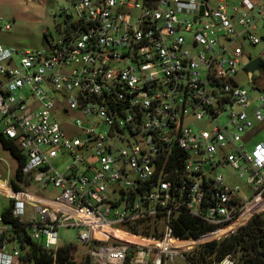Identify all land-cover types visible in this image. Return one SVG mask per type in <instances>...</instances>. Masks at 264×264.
Returning <instances> with one entry per match:
<instances>
[{"label": "built area", "instance_id": "obj_1", "mask_svg": "<svg viewBox=\"0 0 264 264\" xmlns=\"http://www.w3.org/2000/svg\"><path fill=\"white\" fill-rule=\"evenodd\" d=\"M65 2L42 49L0 44V132L24 153L0 177V264H34L30 242L52 264L63 244L87 264H241L207 246L264 210V72L243 69L264 0Z\"/></svg>", "mask_w": 264, "mask_h": 264}, {"label": "rangeland", "instance_id": "obj_2", "mask_svg": "<svg viewBox=\"0 0 264 264\" xmlns=\"http://www.w3.org/2000/svg\"><path fill=\"white\" fill-rule=\"evenodd\" d=\"M65 4V0H0V25L4 22L11 23V27L8 30L0 29V44L16 49H42L46 44L44 37L51 41L57 36L55 26L60 17L53 15V13L57 11L59 6ZM244 47L245 53H250L253 57H256L264 52V41H260L255 45L245 44ZM238 77L242 78L243 74L238 73ZM243 84L247 86L246 82ZM69 113L71 116L76 114L74 110H70ZM57 117L62 118L59 113ZM192 124L206 127L208 122L193 120ZM1 128L2 121L0 119ZM68 162L69 157L66 156L55 163H58L56 165L57 169L62 170ZM15 167L16 160L0 144V177L3 180H9L14 173ZM217 172L228 176L234 174V171L229 167L219 168ZM30 189L46 196H53L58 191V188L51 183L45 189H41L39 184L33 183ZM6 202L7 200L0 196V205L3 206ZM24 208L27 210L28 205L25 204ZM76 232L77 230L74 227L60 226L58 228L59 240L75 241ZM175 262L176 264H186L179 258H176Z\"/></svg>", "mask_w": 264, "mask_h": 264}, {"label": "trees", "instance_id": "obj_3", "mask_svg": "<svg viewBox=\"0 0 264 264\" xmlns=\"http://www.w3.org/2000/svg\"><path fill=\"white\" fill-rule=\"evenodd\" d=\"M0 144L16 160L14 173L10 178H20V168L24 162V153L16 144L0 132ZM182 226L177 229L179 236H196L197 222L186 215H181ZM200 228V227H199ZM73 245L63 244L57 250L55 264H87L86 260L72 261ZM207 249L213 252L216 258H222L227 253H236L241 264H264V210L253 214L244 224L237 227L234 232L229 233L220 240H212ZM29 256L34 264H52V258L48 251L42 250L34 242H30Z\"/></svg>", "mask_w": 264, "mask_h": 264}, {"label": "water", "instance_id": "obj_4", "mask_svg": "<svg viewBox=\"0 0 264 264\" xmlns=\"http://www.w3.org/2000/svg\"><path fill=\"white\" fill-rule=\"evenodd\" d=\"M244 70H247V74L250 77L251 75L257 76L259 69H264V60L260 56H256L250 61H248L244 66Z\"/></svg>", "mask_w": 264, "mask_h": 264}, {"label": "flooded vegetation", "instance_id": "obj_5", "mask_svg": "<svg viewBox=\"0 0 264 264\" xmlns=\"http://www.w3.org/2000/svg\"><path fill=\"white\" fill-rule=\"evenodd\" d=\"M263 72H264V69H263ZM261 75V73H260V71H259V73H258V75L257 76H260ZM253 76V75H252ZM253 77H255V76H253Z\"/></svg>", "mask_w": 264, "mask_h": 264}]
</instances>
